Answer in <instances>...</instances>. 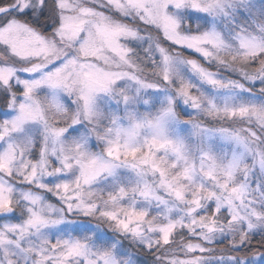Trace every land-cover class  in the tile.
<instances>
[{
    "label": "snow or ice",
    "instance_id": "1",
    "mask_svg": "<svg viewBox=\"0 0 264 264\" xmlns=\"http://www.w3.org/2000/svg\"><path fill=\"white\" fill-rule=\"evenodd\" d=\"M0 264H264V0H0Z\"/></svg>",
    "mask_w": 264,
    "mask_h": 264
}]
</instances>
